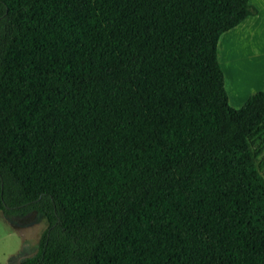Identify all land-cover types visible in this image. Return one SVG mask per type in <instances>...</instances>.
Listing matches in <instances>:
<instances>
[{
	"label": "trees",
	"instance_id": "16d2710c",
	"mask_svg": "<svg viewBox=\"0 0 264 264\" xmlns=\"http://www.w3.org/2000/svg\"><path fill=\"white\" fill-rule=\"evenodd\" d=\"M249 0H0V214L41 215L20 264H264L250 138L219 41Z\"/></svg>",
	"mask_w": 264,
	"mask_h": 264
},
{
	"label": "rangeland",
	"instance_id": "374dc122",
	"mask_svg": "<svg viewBox=\"0 0 264 264\" xmlns=\"http://www.w3.org/2000/svg\"><path fill=\"white\" fill-rule=\"evenodd\" d=\"M249 3L257 14L219 41V62L229 105L234 109H240L251 96L264 89V0H249ZM249 142L258 172L264 177V124ZM47 226L37 213L9 220L0 214V264H20L37 256Z\"/></svg>",
	"mask_w": 264,
	"mask_h": 264
},
{
	"label": "crops",
	"instance_id": "0c3cea01",
	"mask_svg": "<svg viewBox=\"0 0 264 264\" xmlns=\"http://www.w3.org/2000/svg\"><path fill=\"white\" fill-rule=\"evenodd\" d=\"M247 20H248V19H247ZM247 20H246V21H247ZM243 23H244V22H243Z\"/></svg>",
	"mask_w": 264,
	"mask_h": 264
},
{
	"label": "bare ground",
	"instance_id": "6f19581e",
	"mask_svg": "<svg viewBox=\"0 0 264 264\" xmlns=\"http://www.w3.org/2000/svg\"><path fill=\"white\" fill-rule=\"evenodd\" d=\"M220 46V45H219ZM223 50V49H222Z\"/></svg>",
	"mask_w": 264,
	"mask_h": 264
}]
</instances>
